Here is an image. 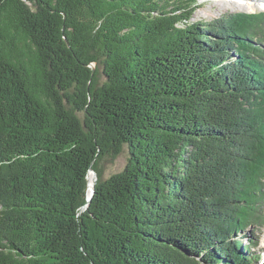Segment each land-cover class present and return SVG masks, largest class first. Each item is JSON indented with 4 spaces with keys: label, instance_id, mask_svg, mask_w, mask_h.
Wrapping results in <instances>:
<instances>
[{
    "label": "trees",
    "instance_id": "16d2710c",
    "mask_svg": "<svg viewBox=\"0 0 264 264\" xmlns=\"http://www.w3.org/2000/svg\"><path fill=\"white\" fill-rule=\"evenodd\" d=\"M197 8L0 0V264L258 257L242 239L264 203V12Z\"/></svg>",
    "mask_w": 264,
    "mask_h": 264
},
{
    "label": "rangeland",
    "instance_id": "374dc122",
    "mask_svg": "<svg viewBox=\"0 0 264 264\" xmlns=\"http://www.w3.org/2000/svg\"><path fill=\"white\" fill-rule=\"evenodd\" d=\"M198 3L199 8H197L192 18L193 21L198 22L203 20L213 22L219 19L223 14H231L233 12H248L255 14L264 12V7L256 6L258 3L263 4L264 0H198ZM128 154L129 150L125 147L123 153H120L115 160H105L104 170L106 178L126 167ZM261 204L260 207L263 211L261 218L256 224L245 230V235L247 236H244L242 239V246L250 255L252 253L258 254V257L255 258L251 264H264V203Z\"/></svg>",
    "mask_w": 264,
    "mask_h": 264
},
{
    "label": "bare ground",
    "instance_id": "6f19581e",
    "mask_svg": "<svg viewBox=\"0 0 264 264\" xmlns=\"http://www.w3.org/2000/svg\"><path fill=\"white\" fill-rule=\"evenodd\" d=\"M256 4V3H255ZM256 6L257 7H264V3L262 4V3H258V4H256ZM90 173H89V181H88V184H89V188H88V191H89V194L87 195V196H89V195H91V193H92V191H93V187H94V181H95V178H96V175L94 174V172L92 171V170H90L89 171Z\"/></svg>",
    "mask_w": 264,
    "mask_h": 264
},
{
    "label": "water",
    "instance_id": "95a60500",
    "mask_svg": "<svg viewBox=\"0 0 264 264\" xmlns=\"http://www.w3.org/2000/svg\"><path fill=\"white\" fill-rule=\"evenodd\" d=\"M94 69H95V65H94V67H93V70H94ZM90 170H92V168H91ZM92 171H93L94 174L96 175V178H95V181H94V189H93L91 195L87 196L88 202L92 199V196L95 194V185H96L97 181L99 180V176H98L97 172H95L94 170H92ZM86 207H87V204L84 206V209H85Z\"/></svg>",
    "mask_w": 264,
    "mask_h": 264
}]
</instances>
